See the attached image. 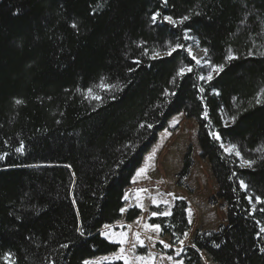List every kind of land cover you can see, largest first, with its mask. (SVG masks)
I'll use <instances>...</instances> for the list:
<instances>
[{
	"label": "trees",
	"instance_id": "trees-1",
	"mask_svg": "<svg viewBox=\"0 0 264 264\" xmlns=\"http://www.w3.org/2000/svg\"><path fill=\"white\" fill-rule=\"evenodd\" d=\"M180 113L197 123L228 210L226 225L195 234L183 264H202L201 252L215 264H264V0H0V264L116 253L100 231L122 218L145 154ZM187 209L178 200L149 222L177 245Z\"/></svg>",
	"mask_w": 264,
	"mask_h": 264
},
{
	"label": "rangeland",
	"instance_id": "rangeland-1",
	"mask_svg": "<svg viewBox=\"0 0 264 264\" xmlns=\"http://www.w3.org/2000/svg\"><path fill=\"white\" fill-rule=\"evenodd\" d=\"M190 55L201 63L204 52L190 48ZM189 147L193 149L194 163L189 176L180 182L178 175ZM141 168L145 171L138 175ZM217 193L218 185L211 166L200 156L196 121L187 119L183 113L174 115L157 135L126 189L122 218L100 231L108 241L119 245L118 251L90 259L89 264L116 261L123 264H183L182 252L185 247H194L193 239L197 232L217 231L221 225L228 223V210L223 206L224 201L217 199ZM178 200L188 204L190 230L184 239L173 245L169 236L161 235L160 229L157 231L146 225H151L149 220L154 217V212L157 213L155 208L163 207L162 213L169 212ZM132 208H139L141 214L135 220L127 221V212ZM121 240L124 242L121 243ZM165 244L170 246L165 247ZM121 256L124 258H118ZM201 258L202 264H215L204 252H201Z\"/></svg>",
	"mask_w": 264,
	"mask_h": 264
},
{
	"label": "snow or ice",
	"instance_id": "snow-or-ice-1",
	"mask_svg": "<svg viewBox=\"0 0 264 264\" xmlns=\"http://www.w3.org/2000/svg\"><path fill=\"white\" fill-rule=\"evenodd\" d=\"M156 15H158V13H157ZM156 15L153 16V20L156 19ZM165 19L168 20V21H170V22H172V23H175V21L172 20V17H165ZM184 19H188V17H184ZM72 27H73V28H76L77 25H76L75 23H73V24H72ZM182 47H183V45H180V44H177V45H176V48H182ZM172 51H175V48L171 49V51H169L168 55H171V52H172ZM189 51H190V50H189ZM204 51H205V53H206V52H207V49H205ZM159 55H160L159 52L154 53V57H155V56H159ZM194 58H195V57H194ZM227 59H228V60H232V59H235V57H234L233 55L229 54V56L227 57ZM223 68H224V65H223V64H220V65H213V70H214L215 72H217V73H219L220 71H222ZM185 71H191V69H190V68H181L177 74H178V75H182V74H184ZM201 79H203V77H201ZM208 79H209V80L212 79V74H211V73L209 74ZM107 87L110 88V87H112V86H107ZM201 91H203V89H201ZM88 92H89V94H91V93H92V89L89 88V89H88ZM94 98L97 99V100H100V99H101V97H99V96H95ZM15 103H16V104H21V103H23V101L17 99V100L15 101ZM257 103H260V101L258 100ZM205 115H207V113H205ZM233 120H235V117H233ZM148 126L151 127V125H148ZM142 127H143V125H142ZM213 135H214V137H215L216 139H220L219 134H217V133H213ZM235 148H236V146H235V145H232L230 148L226 149V151H232V150H235ZM17 151H21V149L18 148ZM236 154L239 155V152H237ZM0 158H2V157H0ZM244 163H245V165L251 167L252 164L254 163V161H245ZM144 171H145V169H144V168H141V169L139 170V172H138V175L144 173ZM241 186H242V187H247L246 185L243 184V182H241ZM255 199H256L258 202L264 203V200H261L260 197H256ZM153 202L155 203L156 201H153ZM164 203H168V202H167V201H164ZM121 211L123 212L124 209H121ZM153 215H154V216H155V215H171V212H170V211H169V212H164V213H155V212H154ZM146 227H151V228H153L154 230H157V231H159V229H160V225H146ZM78 231H81V234H83L82 230L78 229ZM261 233H264V228H261ZM104 235L107 236L108 233L105 232ZM121 235L124 236V235H126V234H121ZM258 235H259V233H258ZM137 239H139V236H137ZM123 242H124V241L121 240V243H123ZM141 243H143V242L141 241ZM161 243H163V241H161ZM169 246H170V245L165 244V247H169ZM217 246H218V245H217ZM64 247H67V245H64ZM121 251H123V250H121ZM260 251H261V252H264V248H261ZM118 258H124V257L121 256V257H118ZM139 259H144V258H143V257H140ZM169 259H171V257H169ZM85 264H89V262H88V261H85Z\"/></svg>",
	"mask_w": 264,
	"mask_h": 264
},
{
	"label": "bare ground",
	"instance_id": "bare-ground-1",
	"mask_svg": "<svg viewBox=\"0 0 264 264\" xmlns=\"http://www.w3.org/2000/svg\"><path fill=\"white\" fill-rule=\"evenodd\" d=\"M200 53V52H199ZM165 55H161L160 57H164Z\"/></svg>",
	"mask_w": 264,
	"mask_h": 264
}]
</instances>
